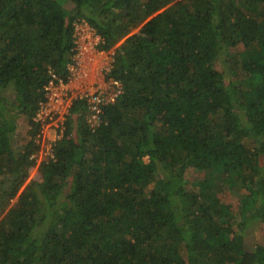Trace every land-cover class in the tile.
Returning a JSON list of instances; mask_svg holds the SVG:
<instances>
[{"label":"trees","instance_id":"obj_1","mask_svg":"<svg viewBox=\"0 0 264 264\" xmlns=\"http://www.w3.org/2000/svg\"><path fill=\"white\" fill-rule=\"evenodd\" d=\"M172 1L0 0V264H264V0ZM81 21L120 92L25 183Z\"/></svg>","mask_w":264,"mask_h":264},{"label":"rangeland","instance_id":"obj_2","mask_svg":"<svg viewBox=\"0 0 264 264\" xmlns=\"http://www.w3.org/2000/svg\"><path fill=\"white\" fill-rule=\"evenodd\" d=\"M177 0H173L170 4ZM138 28L135 29V31ZM74 43L75 54L72 56L74 63L69 64L71 76L66 82H55L49 91V99L44 101L37 110L35 119L41 122V130L38 138V152L35 154V165L25 179V183L30 180H41L38 172V167L41 161L47 159L52 154L53 139L59 137V128L63 126L66 115L73 100L78 97L88 96L95 91L103 89L106 93L117 87L113 84L114 79L106 78L107 72L110 70L111 63L114 60L115 48L122 42L120 40L108 50H99L97 43L100 40L99 35L84 21L76 22L74 27ZM235 53H243L244 48L237 46L233 50ZM54 93V98L52 97ZM112 92H110L111 94ZM107 98V97H106ZM42 107V108H41ZM90 117V113H89ZM26 127L24 126L23 136L26 138ZM22 142V141H21ZM24 186V185H23ZM21 187V189L23 188ZM20 189V190H21ZM243 191L231 190L225 188L224 192L217 193L223 204H230L236 212L237 205L240 203ZM16 199L10 201L4 212L0 215V219L11 204ZM238 217V216H237ZM250 235L254 239H264V228L250 229Z\"/></svg>","mask_w":264,"mask_h":264},{"label":"built area","instance_id":"obj_3","mask_svg":"<svg viewBox=\"0 0 264 264\" xmlns=\"http://www.w3.org/2000/svg\"><path fill=\"white\" fill-rule=\"evenodd\" d=\"M59 83H62L61 80H58ZM114 85L117 87L113 88L111 94L110 92L104 93L103 89L101 91H95L93 93H90L88 96H86V100L88 103V108H89V113H90V117H89V121L92 124V122L94 124H97L99 122V118H98V114L101 111V106L104 104H107L109 102H113L117 96V94L120 92L119 88H120V84L117 80L113 81ZM54 80L49 81V83L46 85L45 90H46V97L49 99V91L51 90V88L53 87L52 85L54 84ZM52 97L54 98V93H52ZM107 97V98H106ZM42 108V107H41ZM56 137L53 139L55 140Z\"/></svg>","mask_w":264,"mask_h":264}]
</instances>
